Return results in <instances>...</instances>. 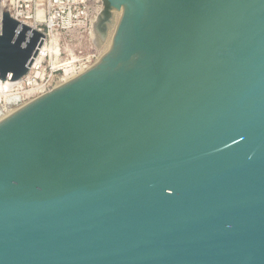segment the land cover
I'll return each mask as SVG.
<instances>
[{
    "label": "water",
    "instance_id": "95a60500",
    "mask_svg": "<svg viewBox=\"0 0 264 264\" xmlns=\"http://www.w3.org/2000/svg\"><path fill=\"white\" fill-rule=\"evenodd\" d=\"M104 1L107 52L0 121V264H264V0ZM43 38L2 13L0 80Z\"/></svg>",
    "mask_w": 264,
    "mask_h": 264
},
{
    "label": "built area",
    "instance_id": "2783aa9c",
    "mask_svg": "<svg viewBox=\"0 0 264 264\" xmlns=\"http://www.w3.org/2000/svg\"><path fill=\"white\" fill-rule=\"evenodd\" d=\"M5 11L44 38L25 75L0 80V118L78 76L101 57L93 31L102 8H93L90 0H0V20Z\"/></svg>",
    "mask_w": 264,
    "mask_h": 264
},
{
    "label": "bare ground",
    "instance_id": "6f19581e",
    "mask_svg": "<svg viewBox=\"0 0 264 264\" xmlns=\"http://www.w3.org/2000/svg\"><path fill=\"white\" fill-rule=\"evenodd\" d=\"M115 13V12H114ZM122 11L120 10V15H119V13L118 14H116L117 15V17L119 18V19H121V16H122ZM118 18H117V20H118ZM116 19V18H115ZM116 20V21H117ZM119 22V21H118ZM118 22L116 23V25L113 23V25L112 26H115L114 27V30H116V28H117V25H118ZM111 26V27H112ZM111 32V31H110ZM112 33V32H111ZM93 43H94V39H95V37H96V32H95V30L93 31ZM114 34H115V32L112 34V36H111V38L109 37V39L107 40V43L106 44H104L105 43V39H103V41H101V39H100V37H97V46L95 45V43H94V45L96 46V47H98V48H100L101 47V54L102 55H104L106 52H107V50L110 48V46L112 45V43H113V37H114ZM108 36V35H107ZM105 40V41H104ZM103 46V47H102ZM101 55V56H102ZM83 72H85V71H83ZM82 74V73H81ZM77 76H75V77H71V78H68V79H66V81H64L61 85H63V84H65V83H67V82H69V81H71V80H73L74 78H76ZM60 85V86H61ZM6 116H8V115H4L3 117H1L0 118V121L1 120H3Z\"/></svg>",
    "mask_w": 264,
    "mask_h": 264
},
{
    "label": "rangeland",
    "instance_id": "374dc122",
    "mask_svg": "<svg viewBox=\"0 0 264 264\" xmlns=\"http://www.w3.org/2000/svg\"><path fill=\"white\" fill-rule=\"evenodd\" d=\"M90 2H91V4L93 5V8H96V7H100V8H102V10L104 9V4H103V0H90ZM115 12V13H114ZM120 12V11H119ZM118 11H115V10H113L112 11V15H111V17L109 18V20L111 21L110 22V25H108L107 24V30H106V33H105V37H104V39L106 40H104L105 41V43L104 44H106L107 43V40L109 39V37L111 38V36H112V34L115 32V30H114V27L115 26H112L113 25V23L116 25V23L119 21V18L117 17V15L116 14H118L119 13ZM116 18V19H115ZM117 18H118V20H117ZM117 20V21H116ZM116 22V23H115ZM112 26V27H111ZM112 33H111V32ZM108 35V36H107ZM103 47V46H102ZM100 49H101V47H100ZM102 55V54H101Z\"/></svg>",
    "mask_w": 264,
    "mask_h": 264
},
{
    "label": "trees",
    "instance_id": "16d2710c",
    "mask_svg": "<svg viewBox=\"0 0 264 264\" xmlns=\"http://www.w3.org/2000/svg\"><path fill=\"white\" fill-rule=\"evenodd\" d=\"M104 13L108 17L110 15L109 13V5L106 1H104Z\"/></svg>",
    "mask_w": 264,
    "mask_h": 264
},
{
    "label": "flooded vegetation",
    "instance_id": "af4514ba",
    "mask_svg": "<svg viewBox=\"0 0 264 264\" xmlns=\"http://www.w3.org/2000/svg\"><path fill=\"white\" fill-rule=\"evenodd\" d=\"M103 21H104V18L102 17L101 20H100V22L102 23Z\"/></svg>",
    "mask_w": 264,
    "mask_h": 264
}]
</instances>
